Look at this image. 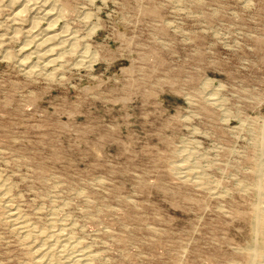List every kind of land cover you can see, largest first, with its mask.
<instances>
[{
    "label": "rangeland",
    "instance_id": "obj_1",
    "mask_svg": "<svg viewBox=\"0 0 264 264\" xmlns=\"http://www.w3.org/2000/svg\"><path fill=\"white\" fill-rule=\"evenodd\" d=\"M49 4L34 74L0 7V264H264V0Z\"/></svg>",
    "mask_w": 264,
    "mask_h": 264
},
{
    "label": "bare ground",
    "instance_id": "obj_2",
    "mask_svg": "<svg viewBox=\"0 0 264 264\" xmlns=\"http://www.w3.org/2000/svg\"><path fill=\"white\" fill-rule=\"evenodd\" d=\"M1 6L5 7V8L8 7V9L11 11V13L9 15L10 16L9 19H10L11 23H15V25H17L18 23L22 24L25 22H29V20H30V22H29L30 28L27 29V31H26V34H28V36H27V39L24 41L25 43H24V46H23L21 52H23V50L27 46L33 48L34 51L28 55H25L23 60L19 63V66L21 68H24V70H26L25 71L26 73L34 74L35 72H39L40 70L41 71H48L47 70L48 67L56 66V64L57 65L60 64L61 60L63 59V55L65 52L70 53L71 51L74 50L73 49L74 48L73 43H75V42H73V38L70 35L68 36L66 33V30H64L63 28L60 30H59V28H57L58 19L62 14L60 15V11H56L49 4V0H0V7ZM25 14H27L30 19L27 20L25 18ZM43 21L48 23L49 27L42 29V31H39V29H40L39 25L41 24L40 22H43ZM14 29L17 30L18 27H15ZM17 32L19 33V30L16 31L15 34H18ZM1 44L3 45L2 42H1ZM2 45H0V46H2ZM57 45H60V47H57ZM66 45H71V48L69 47L68 51H66V49H67V48H65V47H67ZM34 60H37V61L43 60L44 61V65H42L41 68L39 67L40 68L39 71H36L37 68L35 66L31 65ZM209 102L211 103V101H209ZM191 178H193V177H191ZM10 215H11L13 221L17 224L18 229L22 230V232L23 231L26 232V236H25L26 240H29L30 237H32V236H31L30 228H28V225L26 226V224L22 221L21 216L15 210L11 211ZM257 218L259 219L260 224H262L264 226V208L258 210ZM25 232H23V233H25ZM41 238L42 237H40V239ZM32 241H35V240L33 239ZM34 244H36V246H37L35 254L38 258L39 264H53L54 262L51 261V259H49V257H51L50 256L51 255V248L48 247L49 245L45 246V245L38 244L36 242H34ZM72 244H73V242H72ZM261 250L263 251V249H261ZM90 254H92V253H90ZM90 254H89V256H90ZM89 256L84 254V252L78 253L75 255V257H72L73 258V264H90L91 263L90 258H92V257H89ZM248 256H249V258L248 257H246V258H248V264H250L252 262V260H256L259 257L262 258L263 255H262V252L256 250V251H254V254H253V252H250L248 254ZM52 260H53V258H52Z\"/></svg>",
    "mask_w": 264,
    "mask_h": 264
}]
</instances>
